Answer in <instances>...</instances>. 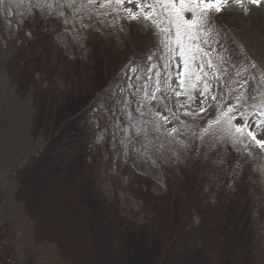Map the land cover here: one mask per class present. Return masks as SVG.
<instances>
[{
    "label": "rangeland",
    "instance_id": "1",
    "mask_svg": "<svg viewBox=\"0 0 264 264\" xmlns=\"http://www.w3.org/2000/svg\"><path fill=\"white\" fill-rule=\"evenodd\" d=\"M50 3L63 16L59 31L49 37L37 31L34 41L18 48L20 25L43 21L48 9L36 0H0V98L10 110L8 128L0 130V172L18 158L31 160L27 171L19 169L14 175L9 190L8 202L14 204L4 214L3 231L9 237L1 241L3 252L12 243L26 249L29 242L40 264H264V151L249 150L242 165L232 160L235 152L225 154L220 164L194 154L175 162L181 155L175 150L169 160L126 158L116 130L142 119L132 90L118 85L108 100L93 98L129 54L130 31L118 16L86 7L87 0ZM124 7L135 10L127 3ZM212 15L214 28L225 18L238 26L243 42L252 48L258 64L253 108L264 104V37L246 34L258 32L249 22L252 17L264 21V4L240 7L230 2ZM232 88L236 103V94L244 91L237 82ZM164 100L169 106L176 102L174 95ZM104 113L106 121L92 122L94 114ZM187 117L180 119L189 134ZM202 122L198 116L196 127ZM86 131L99 145L104 164L91 183L85 177L96 158L79 146ZM113 134L116 139L109 141ZM128 135L135 136L134 129ZM151 137L150 131H141L138 139ZM234 167L240 174L233 180L229 174ZM131 171L135 178H129ZM26 193L27 203L21 198ZM38 205L47 206L60 226L51 243L41 240L48 217L37 212Z\"/></svg>",
    "mask_w": 264,
    "mask_h": 264
},
{
    "label": "snow or ice",
    "instance_id": "2",
    "mask_svg": "<svg viewBox=\"0 0 264 264\" xmlns=\"http://www.w3.org/2000/svg\"><path fill=\"white\" fill-rule=\"evenodd\" d=\"M87 2L95 4L97 0ZM230 2L240 7L245 3L256 7L264 4V0H101L102 9L116 5L114 11L118 14V10H122L129 22L143 19L149 31L157 33L153 36L154 44L161 35L164 37V42L157 51L148 55L146 70L145 66L137 65L133 68L126 65V87L133 90L134 102L140 106L136 111L142 118L139 122L133 121L131 125L116 130L122 137L126 158L136 159L139 156L143 163L149 162L153 157L155 160H169L175 156V152H180L181 155L175 156V162L190 160L194 154L197 158L220 164L225 162V154L235 152L237 155L232 160L242 165L250 155L249 149L258 148L264 151V104L257 105L252 111H246V108L252 106L246 100L241 102L242 93L236 94L237 102L233 103L232 94L236 93V89L230 88L225 92L224 86L229 81H222L215 75L218 69L213 65L210 49L205 47L213 41L212 33L216 30L213 26L215 17L212 14L221 13ZM125 3L134 5L135 10L124 7ZM36 4L48 9V12L43 21H24L20 25L15 38L18 48L34 41L37 31L45 37L55 36L59 31L62 14L52 10L50 0H36ZM157 53L166 54L167 62L161 60ZM251 67L255 69L257 66L252 64ZM206 68L212 69V75L205 71ZM140 72H144V75L141 76ZM137 81L140 83L137 84ZM237 84L240 89H249L248 98L255 99L251 95L253 86L250 81L242 78ZM161 85L169 87L171 92H165ZM219 85L224 86L218 87ZM17 87L19 89V85ZM120 91L123 92V89ZM165 95L170 99L174 95L175 104L169 106L164 100ZM181 97L185 98L184 103H180ZM115 103L119 104L120 100ZM128 103L124 98L125 106ZM92 111L95 113L96 110ZM107 115L94 114L92 122H104ZM181 115L203 116L199 134H186L182 127L176 126L183 123ZM3 128V121L0 120V130ZM129 128L134 129L135 136L128 135ZM141 131H150L151 139L140 142L138 136ZM177 136L184 139L178 140ZM114 139L116 134L109 137V141ZM116 154L119 155V151ZM154 163L155 161L153 165ZM30 164L31 160L26 161L20 171H27ZM239 174L240 169L234 167L229 175L234 180ZM27 195L26 193L21 198L26 200ZM7 211L3 194L0 193V215ZM37 212L48 217L41 240L47 239L51 243L55 234L60 231V226L49 214L47 206L38 205ZM36 217L37 214L33 213L32 219Z\"/></svg>",
    "mask_w": 264,
    "mask_h": 264
},
{
    "label": "trees",
    "instance_id": "3",
    "mask_svg": "<svg viewBox=\"0 0 264 264\" xmlns=\"http://www.w3.org/2000/svg\"><path fill=\"white\" fill-rule=\"evenodd\" d=\"M86 7L90 9L92 8L93 11H95L96 13L106 12L118 16L119 19L122 20L126 28L130 31L129 33L131 34L133 41V45L131 50L129 51V54L117 68L114 77L111 78L108 85L103 88L100 94H97V96L93 98V102L106 101L112 96L116 86H126V79L128 73V67H126V65L133 68H135L137 65H141L145 66L146 70L148 55L153 52H156L157 48L160 47L163 42L160 36V38L155 41L154 44L153 36L157 35V33L154 31L150 32L148 29V25L145 21H143V19L134 22L127 21L125 19L126 14L122 10H118V14L116 11H114V9L117 8L116 5L106 6L102 9L101 0H97L95 4H89L87 2ZM84 19L89 22V19L87 17H85ZM249 23L250 29L256 30L258 32H246L247 35H251L252 33H258L264 37V21H262L260 18L258 19L257 17H252L250 18ZM142 27L144 30L142 29ZM237 27L238 26L236 24H231L225 18L222 20H217L215 22L216 31L212 33L214 39L209 45H207V48H209L211 51V59L213 61V65L216 69H218L215 75L220 77L222 81H229V84L227 86L222 85L225 87V92H228L229 89L234 86V83L239 81L241 78H245L250 81L252 86L253 84L256 85L255 82L257 79L258 64L252 54V48H247L242 39V32H237V29L239 30V28ZM140 28L143 32L139 31ZM157 55L160 57L161 60L164 61V53H157ZM252 64H255L257 67L253 69L251 67ZM205 70L209 73V75H212V69L206 68ZM139 74L143 76L144 72H140ZM139 83L140 82L137 81V84ZM242 90L245 93L243 92V94L241 95V102L246 100L247 103L252 107L246 108L245 110L252 111L254 99L248 98L249 90ZM252 91L251 95L255 97L256 93L253 94ZM8 105L9 104L5 98H0V120L3 121L4 128H8L9 124L8 120L10 116V110L8 109ZM136 105L140 107L138 104ZM197 120L198 117H187L185 119L184 124L186 125V128H188L189 134H199L201 127H198V125L196 127L195 122ZM182 125L176 126L182 127ZM79 146H81V148L85 151H92L93 155H95L94 158L96 159L93 162V168L90 169V171L85 177L86 183L94 182L95 176L103 169L104 165L103 161L99 160L98 157L99 154L97 151L100 152V147L99 145L93 143V134H91L90 131H86L84 133L83 138L79 141ZM249 150L252 151V153L254 154L258 151V148H251ZM23 158L24 157L18 158L17 160H15L16 162L14 164L7 167L5 170H1L2 172H0V193L3 194V200L6 208L9 207L10 204H14L13 202H8V200L11 199L9 190L12 187L14 175L17 174L18 170L21 169L24 163ZM260 167L261 179L264 181V164ZM128 176L129 178H135L136 175H134V173L131 171L129 172ZM4 221V214L0 215V264L2 260L5 264H40L35 255L37 254L36 250L34 249L35 247L33 248V245H30L29 242L27 244L28 247L26 249L20 247L19 244L17 245L12 243L11 248L4 250L3 252L4 245L1 241L3 238L5 239L9 237V234L3 231L5 228L3 225ZM5 235L7 237H5ZM46 264L49 263L46 262Z\"/></svg>",
    "mask_w": 264,
    "mask_h": 264
}]
</instances>
